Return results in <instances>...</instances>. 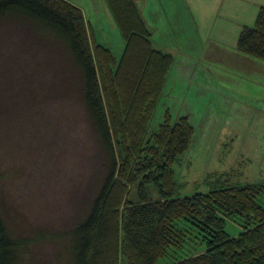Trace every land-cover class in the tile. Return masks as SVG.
<instances>
[{
    "label": "rangeland",
    "instance_id": "obj_1",
    "mask_svg": "<svg viewBox=\"0 0 264 264\" xmlns=\"http://www.w3.org/2000/svg\"><path fill=\"white\" fill-rule=\"evenodd\" d=\"M139 1L148 16L157 8L154 0ZM168 1L162 19L167 27L160 32L166 45L159 48L173 53L174 63L149 128H157L166 109L193 125L191 144L173 164L176 194L264 179V108L219 91L212 72L189 67L205 42L221 37L218 25L237 11L230 0ZM78 2L92 27L91 42L107 44L118 59L124 47L119 29L90 0ZM183 65L188 68L182 74ZM106 164L66 46L24 16L0 17V213L8 233L26 241L18 264L67 263L68 233L85 215ZM126 192L134 201L135 188ZM240 228L225 220L230 235Z\"/></svg>",
    "mask_w": 264,
    "mask_h": 264
},
{
    "label": "trees",
    "instance_id": "obj_2",
    "mask_svg": "<svg viewBox=\"0 0 264 264\" xmlns=\"http://www.w3.org/2000/svg\"><path fill=\"white\" fill-rule=\"evenodd\" d=\"M105 1L124 40L118 59L91 42L81 8L69 0H0V17L24 16L66 46L107 157L85 215L68 233L66 264H264V179L176 194L173 164L191 144L193 125L166 109L149 128L174 56L153 45L135 0ZM236 48L264 60V6L242 26ZM227 218L240 225L236 235L225 230ZM25 242L8 233L0 213V264H18Z\"/></svg>",
    "mask_w": 264,
    "mask_h": 264
},
{
    "label": "crops",
    "instance_id": "obj_3",
    "mask_svg": "<svg viewBox=\"0 0 264 264\" xmlns=\"http://www.w3.org/2000/svg\"><path fill=\"white\" fill-rule=\"evenodd\" d=\"M69 1L81 8L87 29L91 31V26L88 24L89 22L87 21L83 5L79 3L78 0ZM90 1L94 11L101 14L105 13L112 27L117 29L118 27L111 17L112 15L110 14L106 1ZM165 1L166 0H154L157 4V8L154 9V11L149 10L150 14L148 16L146 8L143 7L142 3H140L139 0H135L149 28L152 43L156 48H159V45H166L160 43L162 39L160 38V32L164 27H167V24H162V19H164L163 13L165 14V10L169 3V1L167 3ZM229 3L230 6L237 11L236 14H229L231 17L229 18V23L218 25L217 32L221 37L205 42L201 53L195 56L198 60L196 63L191 61L189 67H191V70L193 68V71L199 69L201 74L207 72L210 75L212 72L214 84L219 91L228 92L234 96H240L252 103L257 102V105L264 108V60L244 53L236 48V38L240 29L244 25L250 26L254 23L258 8L264 6V0H230ZM163 4L165 5L164 9ZM206 18H208V15H206ZM91 35L94 37L92 31ZM105 46L108 45L106 44ZM159 49L164 50L162 48ZM164 51L170 52L168 50ZM171 54L174 56L173 53ZM187 68L188 67L183 65L181 67V73L183 74Z\"/></svg>",
    "mask_w": 264,
    "mask_h": 264
}]
</instances>
